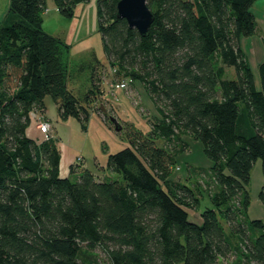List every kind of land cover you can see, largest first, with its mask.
<instances>
[{
  "label": "trees",
  "instance_id": "1",
  "mask_svg": "<svg viewBox=\"0 0 264 264\" xmlns=\"http://www.w3.org/2000/svg\"><path fill=\"white\" fill-rule=\"evenodd\" d=\"M82 1L55 3L72 17ZM255 1L146 0L154 19L142 36L117 17L118 0H98L108 64L139 81L158 112L147 133L125 127L129 146L105 164L121 178L101 180L74 164L62 177L53 140L26 135L46 95L62 118L86 122L89 113L68 89L70 46L42 28L45 0H10L0 27V264H104L101 255L106 264H264V222L247 215L257 159L264 206V60L258 88L239 46L255 29ZM175 132L199 140L213 162L214 208L200 223L189 220L193 189L168 179Z\"/></svg>",
  "mask_w": 264,
  "mask_h": 264
},
{
  "label": "rangeland",
  "instance_id": "2",
  "mask_svg": "<svg viewBox=\"0 0 264 264\" xmlns=\"http://www.w3.org/2000/svg\"><path fill=\"white\" fill-rule=\"evenodd\" d=\"M9 2L10 0H0V27L6 22ZM97 11L98 0H87L75 5L72 17H65L59 12L55 0H45L42 28L70 46L68 89L87 108L89 114L86 122L72 116L62 118L58 104L46 95L42 100L43 109L34 110L26 135L35 143H40L46 137L51 138L62 154L63 161L75 164L77 171L89 169L99 175L101 180L120 179L121 175L109 172L105 167L104 170L101 169L105 166L106 154L129 146L125 138L126 126L133 125L141 132L147 133L149 121L155 120L158 112L139 81H131L129 77L117 74V66L108 64L99 32ZM250 11L254 15L255 29L251 35L239 39V46L246 55L259 88L258 65L264 60V0H256ZM224 69L225 77H235L233 67L226 66ZM92 77L98 86L95 92H89L93 87ZM121 79L127 84L125 88L116 86ZM88 92V98L84 99ZM242 112L238 132L246 135L252 132V129L245 111ZM79 114L83 116L82 113ZM43 116L50 122L48 136L36 128V123ZM111 117L121 125L120 131H115ZM175 135L176 140L168 143L173 154L168 179L179 181L193 189L199 203L190 209L189 220L200 223V214L205 209L214 208L210 200V194L217 192L211 174L213 162L204 154L199 140L185 132H175ZM158 143L164 144L165 141L159 140ZM262 184L261 160L257 159L250 171L247 186V215L249 219H260L264 222V206L258 198ZM219 220L223 222L221 218ZM101 259L106 264L102 255ZM219 264H230V259L221 260Z\"/></svg>",
  "mask_w": 264,
  "mask_h": 264
},
{
  "label": "water",
  "instance_id": "3",
  "mask_svg": "<svg viewBox=\"0 0 264 264\" xmlns=\"http://www.w3.org/2000/svg\"><path fill=\"white\" fill-rule=\"evenodd\" d=\"M117 17L125 18L130 28H136L142 36L147 35L154 15L148 8L146 0H118ZM102 108V107H101ZM115 131L121 130V125L111 117Z\"/></svg>",
  "mask_w": 264,
  "mask_h": 264
},
{
  "label": "built area",
  "instance_id": "4",
  "mask_svg": "<svg viewBox=\"0 0 264 264\" xmlns=\"http://www.w3.org/2000/svg\"><path fill=\"white\" fill-rule=\"evenodd\" d=\"M126 82L123 80L119 82L116 86L125 88L126 87ZM36 128L41 130L46 136H48V130H50V122L48 121L45 116H43L38 123H36ZM48 139V137H46Z\"/></svg>",
  "mask_w": 264,
  "mask_h": 264
},
{
  "label": "crops",
  "instance_id": "5",
  "mask_svg": "<svg viewBox=\"0 0 264 264\" xmlns=\"http://www.w3.org/2000/svg\"><path fill=\"white\" fill-rule=\"evenodd\" d=\"M49 34V33H48ZM57 37V36H56ZM57 104H58V102H56ZM110 153V152H109ZM108 153V154H109ZM108 154H106V159H107V155ZM106 159H105V164H106ZM68 163V164H67ZM65 162V161H63V157H62V154H60V164H59V171H60V175L62 176V177H65V176H67V174L69 173V166L70 165H72L70 162ZM69 165V166H68ZM75 165V164H74ZM104 167L105 166H102L101 167V169L102 170H104ZM236 240V239H235Z\"/></svg>",
  "mask_w": 264,
  "mask_h": 264
}]
</instances>
